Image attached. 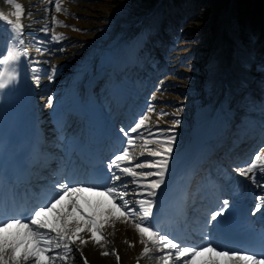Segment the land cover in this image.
<instances>
[{"label":"bare ground","instance_id":"1","mask_svg":"<svg viewBox=\"0 0 264 264\" xmlns=\"http://www.w3.org/2000/svg\"><path fill=\"white\" fill-rule=\"evenodd\" d=\"M60 1V0H59ZM58 1V2H59ZM51 0H13L12 4H8L7 0H0V13H2L5 16H8L10 20L15 23L16 17H15V4L19 3L22 5L24 9V14L28 11V9H32L31 14L32 17L30 18V22L34 23V25L38 28V30H41L45 26H47V32L42 31L40 35L36 36L34 33H29L26 30V27L24 29L25 33V40L28 44L27 51L30 54L27 57H21V60L19 62V68L25 69L23 73L27 76V78L35 83L39 88L42 90H45V92H49V94H52L51 97H54L53 91L57 87V79L51 81L52 77L55 76V74L60 70L61 65L66 66H72L76 65L78 62V58L76 57V53L81 48V44L88 45L92 42H97L99 40V36L102 35V33L92 30L90 34H87L83 37L73 35L70 30V20L73 19L75 16H80L81 14H86L87 11L76 12L75 5L77 4V0H61L59 2L61 6V11L65 12L63 16H59L58 13H56L53 17L52 12L50 9L51 6ZM126 4L132 5L137 2V0H127L125 1ZM232 4H234V0H231ZM65 3V4H63ZM232 4L230 8L232 7ZM85 5H82L84 7ZM109 13V12H108ZM101 16V14L95 15V17ZM214 14H212V18H214ZM23 17V16H22ZM22 17L20 18V22L22 24H26L27 21L23 20ZM107 17H111L115 20L116 16L109 15ZM58 20L60 23L56 24V29H50L49 26H52V21ZM212 24H214V19H212ZM111 23V22H110ZM87 26H90L88 24H82ZM26 26V25H25ZM7 22L4 21L2 18H0V47H6L9 40V32L7 31ZM99 27V26H98ZM261 30L262 27L258 26ZM100 28V27H99ZM53 34V35H52ZM36 36V42H34L37 47L38 53L36 55H32L35 53H31L30 42L31 39L29 36ZM221 35H224L222 32ZM57 36L62 37L58 40H51V37ZM223 37H222V44L220 46H223ZM42 41V42H40ZM66 45H69L70 48L61 52L59 51L60 48L65 47ZM127 47L129 49L127 50ZM137 46L136 44H128L125 40L121 38H112L109 40L104 41L102 48L99 50L97 55L95 56V60L92 61V76H88L87 80L94 78L97 72H103L107 70L108 68L116 70L119 66V62L116 57H113V55L116 56L115 53L118 52L117 56H121L122 58H126L128 56L131 57V61H136V54H137ZM23 50V49H22ZM262 53H260V57L258 58V62L260 60H264V50L260 49ZM60 54L61 59L55 58L56 55ZM139 54V53H138ZM137 54V55H138ZM43 59H49L47 61L48 67H43L44 64ZM105 60H108V63H104ZM38 62V63H37ZM20 64L22 65L20 67ZM104 64V65H103ZM32 68L38 69L37 75H40L41 72H44L45 75L40 77L39 81L37 82L33 78V73L31 71ZM146 73V72H145ZM66 75H69L68 73H65ZM262 73H258V75H261ZM49 76H51V79H49ZM209 78L211 79L214 87L212 90L214 91L212 97L213 103L211 105H207L204 109H202L199 112L198 119L199 123L197 126H192L191 129L188 131V140L186 144L180 149V151L177 152H184L182 163H191L193 166V169H196L195 163L201 156H206L205 153L207 149H211V144L220 136L221 132V124H222V118L226 117L227 119H233L234 116L236 117V121L234 122L233 119V125L235 128L237 127V123L240 119L243 120V125L249 123V118L244 117L240 118L238 114H235V111L241 110L239 107L248 108L246 107V104L250 103V98L247 97L245 99L242 98L243 95H253L252 91L255 92V96L252 97V99L255 98V101H257L258 94L262 93L264 94L263 86H260L255 81H258V79H252L249 75V71L246 70V68H243L241 65L235 63L232 61V59L229 57V53H226L225 50L222 48L221 52L217 55L215 62L212 65V72L209 75ZM255 80V81H254ZM126 85H130L132 87L134 85L133 80H127ZM158 86V87H157ZM164 86V85H163ZM84 87V84L80 85V88ZM159 85L156 84V87H154V94L147 95L145 97V100L142 101L141 105V113L147 114L149 116V120L145 122V125L142 126L140 129H138L137 134L134 137V143L138 139H149V140H163L166 138L168 133H175L172 131H166L163 128V121L161 118L166 116L164 114V111L160 108L157 110V114L155 117H152L151 112H147V109L149 105L153 107V105L157 104L160 101V95L161 93H157L159 89ZM169 87V83H166L165 88ZM85 89V88H84ZM244 90H252L250 93L244 92ZM138 95V94H137ZM56 100L61 101L63 99L62 96H55ZM242 99V102L237 105V101ZM79 106V101L77 98L73 100V102L70 104V108H77ZM139 107V106H138ZM244 113L243 110H241ZM163 113L164 115H161ZM221 113V114H220ZM234 115V116H233ZM133 117V116H132ZM163 117V119H164ZM135 118V117H133ZM139 120V119H138ZM138 120H135L133 122V126L136 124ZM133 120L131 119V122ZM210 125V128L207 133L205 132H199V130H204L207 125ZM193 125V124H192ZM240 125V124H239ZM243 125H240L243 126ZM249 126L252 128L253 123H250ZM65 129V127H63ZM132 133V132H131ZM138 133H142V136H139ZM133 134V133H132ZM249 134V133H248ZM242 134L240 135H232L230 138L239 139ZM216 136V137H215ZM242 136H247V134H243ZM179 138V137H178ZM223 140L230 139L229 137L220 136ZM128 140V139H127ZM226 142V141H225ZM225 144V143H224ZM126 147H129L130 153L133 155L134 159L131 161H125L124 167H132L134 171L138 173H145L148 171H157L158 169H137L135 168V165L140 162H150L154 161L156 159H159V157H152L150 155L151 150H155L159 145L152 143V144H144L141 145L140 149H136L135 144L134 146H129L126 142ZM221 148L217 147L215 148L209 157L206 156V159L210 161L209 159L215 160L218 158L217 154L219 153V150ZM225 152H228V150H224ZM143 153V154H141ZM175 153V152H174ZM173 153V154H174ZM173 157L170 160L169 163V170L172 166ZM179 165L175 166V168H178ZM165 173V176L167 174ZM164 176V177H165ZM147 179L145 181H139L135 179L134 177H128L125 176L123 179V183L128 184V188L126 189L129 193L128 196L125 197V199H128L132 201L133 203L130 204V207H135L137 209V213L134 216L127 217V221L123 222L121 212L125 211L124 209L117 208V205L120 203L119 200H114L113 197H111L108 194H104L106 196V202H112L115 206H105L104 208L99 207L97 210V215L101 218V223L103 224V229L106 233V236L101 235L99 231L94 227L91 232L88 231V225H87V218L80 216L76 214L75 212L70 213L64 202L61 201L59 204L57 210L62 211L63 213L67 210L66 214L71 215V219L68 220V226L69 229H72L73 225L79 221L81 224L82 230L79 231V236L77 235L76 240H74V244L77 245V242L80 243L81 246V252H84L94 257V261L97 263V260L102 253L106 250V244L110 243L111 249L116 247L117 251L120 253V262L121 264H132L134 260L138 259L139 256L143 253V248L145 247L144 244L141 243V235L138 232L135 225L137 223H141L143 220L142 216V206L138 203L140 200H147L149 196L147 193L150 191L146 185L150 184L152 180L157 179V177H146ZM165 179V178H164ZM135 180L136 184L132 181ZM121 181H117L115 185L117 187L120 186L122 183ZM135 184V186H134ZM122 191L124 189H121ZM89 199H91L94 203H96L95 194H92L90 192L87 193ZM143 195V197H141ZM82 205H86L87 202L81 201ZM102 204V202H101ZM112 211V218H109L107 213L108 211ZM54 217L57 218L59 215L58 211H53ZM116 212L119 214L120 217H116ZM109 218V219H108ZM111 220L113 222L111 223ZM112 234V235H111ZM8 237V235H6ZM15 236H12L9 239L14 238ZM148 234L145 233L144 239L147 241ZM99 240V243L96 241ZM61 247L56 248L55 242H53V247L50 252H41L39 253V260L42 262V264H51V262H48L47 259H45L46 254L51 256L52 261L55 262V264H69L66 260L70 254L68 253L64 247L63 244L67 243L66 241L60 242ZM153 245L155 249L150 250L149 254L145 258L142 259L143 264H149V261H158L156 257L163 256L167 252H160L158 251L159 245L152 243L151 241H147V246ZM31 248H35L34 245L30 246ZM70 247V245H69ZM24 249H19L17 255L22 256ZM164 251V250H163ZM122 252V253H121ZM68 253V254H67ZM55 257V259H53ZM66 257V258H65ZM91 258V257H90ZM108 259V257H107ZM106 259V260H107ZM29 262L27 264H35V260L33 258L28 259ZM92 260V258H91ZM114 260V259H113ZM174 262H177L175 258L172 259ZM93 261V262H94ZM146 262V263H145ZM24 261H22V264ZM11 264V262H10ZM98 264V263H97ZM151 264V263H150ZM158 264H163L162 261ZM194 264H207L206 262H202L200 260V256L195 257Z\"/></svg>","mask_w":264,"mask_h":264},{"label":"snow or ice","instance_id":"2","mask_svg":"<svg viewBox=\"0 0 264 264\" xmlns=\"http://www.w3.org/2000/svg\"><path fill=\"white\" fill-rule=\"evenodd\" d=\"M7 3L12 4L13 0H7ZM55 10L57 12L61 11V6L59 3L55 4ZM23 15L24 9L19 3L15 4V23H13V21L10 20L8 16L0 13V18L7 22V31L9 32L6 55L0 57V65L2 66H18L21 57H27L29 55L27 51L28 44L26 43L24 33L26 26L20 22V18ZM28 15H31V13L29 12ZM57 23L60 22L57 21ZM28 27H30V25H28ZM41 30L47 32V26ZM61 38L62 37L57 36L52 37L53 40H58ZM31 71L33 73V78L38 82L40 79L39 75L36 74L38 69L32 68ZM17 79L18 76L16 71L9 73L7 68H5V71L0 72V89L6 88L10 83L16 81ZM49 79H51V76H49ZM49 100L51 102V98H49ZM152 111L153 107L149 105L147 112ZM161 115L164 114L161 113ZM147 120H149V116L147 114L142 115L136 124L130 129V132L137 133L138 129L144 126ZM175 123L178 124L179 121H176ZM120 131L123 132L125 136H128L127 144L129 146H134V138L129 135V132H126L123 128L120 129ZM138 135L142 136L143 134L138 133ZM175 141V135H170L163 140L144 139L145 144L155 143L160 146L157 149L150 151V155L152 157H159V159L150 162L137 163L135 168L158 169L157 171L138 173L134 171L132 167L122 168V162L131 161L134 159L133 155L129 151V147H124L108 165L109 171L115 167L121 174L112 172L109 178L110 181L113 182L112 186H103L102 191L104 194H108L113 197L114 200L120 201V203L117 205V208L125 210L121 212V215L124 216L125 219H127L129 216L136 215L137 209L135 207H130V204L133 202L125 199L129 193L126 190L128 188V184L122 182L124 177H157V179L152 180L150 184L146 185V187L151 189L147 195L149 197L156 196L155 190L159 189L164 183L165 173L169 170V163L172 159ZM237 171L241 176L245 177H248V174L251 173L252 175L250 179L252 183L259 184L260 179L264 178V157L260 156L259 154L255 155L246 166L238 168ZM116 181L122 182L119 187L115 185L114 182ZM132 182L136 183L135 180ZM260 186L264 187V185ZM101 187L102 186L95 185L85 188L83 186H69L67 184L61 183L58 185L60 193L54 196L48 203L38 205L26 218L19 216L3 218L2 213H0V264H10V262L11 264H22V261H27L29 258H33L35 260V264H42V262L39 260V253L50 252L53 247V242H55L56 248H60V241L62 240L68 241V243L63 244V247L70 252L71 248L69 247V244L73 242L71 240V236L75 234V232L70 230L68 226L67 216L70 215V213L66 215L62 211L57 210L56 205L60 204L65 196H71L77 193H83L85 191H100ZM121 189L124 190L122 191ZM138 203L142 206L143 220L141 223H137L135 227L141 235V243L145 245L142 255L149 254L150 249L147 246V241H151L152 243L159 245L158 251L160 252H163L164 249L170 250L164 256L156 257L157 259H162L164 264H169V261L173 258L179 261L180 264H194L195 257L200 256L205 252L214 254V256L209 257L207 264H221V259L219 258H226V264H264V239H262L261 245L258 249L253 247L237 249L222 247L220 245L213 246V242L209 240L207 236L204 237L205 243L197 245L186 244L183 241L177 240L175 237L170 238L168 234H163L159 229H155L151 224L149 218L153 217L152 209L155 204L154 200H140ZM222 204L223 206H227L229 201L224 200ZM73 207L77 209L81 208L80 204L76 201H73ZM260 209L261 205L257 204L255 206L253 215H255V212H259ZM53 211L59 212L55 223L50 224L46 220L42 219L47 213ZM223 212L224 208L222 207L220 210L210 214L209 222L216 220L217 217L223 215ZM107 215L109 218H112V211L109 210ZM25 220L27 222H25ZM87 225L89 232H91L94 227L97 228V230L103 227L102 223L97 222L95 215L88 217ZM13 227L25 229L26 231L23 233L17 232L14 238L9 239L7 236H5V233ZM80 227L81 224L79 221L73 225V229L76 231H78ZM50 233H55V235L51 236ZM145 233L148 234L147 241L144 239ZM33 242L36 244L35 248L30 247ZM96 242L99 243V240ZM21 247L24 248V251L22 256H18L17 253ZM102 254L108 255L107 252ZM53 259H55V257H53ZM117 259H119L118 256Z\"/></svg>","mask_w":264,"mask_h":264},{"label":"rangeland","instance_id":"3","mask_svg":"<svg viewBox=\"0 0 264 264\" xmlns=\"http://www.w3.org/2000/svg\"><path fill=\"white\" fill-rule=\"evenodd\" d=\"M125 1L127 0H77V4L75 5L76 12L73 13L87 12L86 14L83 13L77 16L78 20H76L75 23L79 28L76 25L73 27V30L81 29L83 33L79 34L71 31L72 34L83 37L91 33L89 30V28H91L92 30L102 33V35L99 36L98 43L96 42L97 44H95V42L88 45L84 43L81 44L82 50H80L78 54L79 56L83 55V57L80 59V63L77 66L72 65L74 67L67 66L69 68L72 67L73 73L70 77L71 82L63 83L67 90L77 89L79 86L78 82L85 79L86 75L84 74L87 70H83L84 67H82V65H86V63L90 64V61H84L87 58L94 59L95 54L102 48L104 41L112 38L127 37L131 32L130 29L133 24L139 20L140 16L144 14L147 8L155 7V4L159 0H137V2L132 5L126 4ZM166 1L167 0H165L164 3H166ZM190 1L191 3L188 2L189 4L187 7L189 8V15L187 17L185 16V21L177 29L178 32H176L175 36H172L175 41L173 42V48L168 52V56H166L167 58L158 54L156 57L159 58V60L157 61L155 59L153 62L154 65L148 64V68L151 67L155 69L154 66L157 67L158 64H162L163 69H166L165 74H161L158 80L161 85L157 93H161V100L154 106L153 116L156 114L157 108H166L167 115L164 121V128H166L167 131L175 132L168 133L169 135H167H175V142L180 145L186 143L185 138L188 137L191 124H193V122L195 123L194 119L198 117L199 112L206 107L208 103L212 104L213 102L210 98V101L205 100L209 97L206 93L213 92V83L209 75L212 72V65L222 48L226 53H229V57L232 61L241 65L243 68H250L251 72H257L251 69L248 55L254 54L253 56H255V51H257L263 42L257 35V32L251 30L249 39H247L251 47L250 50H252L251 54H246L240 48L236 40H234L235 33L233 34V32L236 31V25L232 21L231 10H229L231 0L228 3L225 14L222 12L216 13L217 9H220L219 0H214V2H208L206 0L205 2H200L201 4L194 0ZM82 5L85 6L82 7ZM232 6L234 7L233 4ZM180 7L181 6H177L178 9ZM157 9L158 7H156V10ZM30 11H32V9H28L26 13ZM50 11L52 12V8ZM108 12L116 16L115 20L111 17H107L109 15ZM214 13H216V15L212 18V14ZM63 14H65L63 10L58 12L59 16H63ZM98 14H101V16L95 17V15ZM31 17L32 14L30 15V18ZM212 19H214V24H212ZM72 20H70L71 25H73ZM57 21L58 20L52 21L53 29H56ZM259 21L260 19L258 20V24ZM262 21L264 22V19ZM88 23L90 26L86 27L82 25ZM251 26H254L253 29H258L256 23ZM78 30L74 31L78 32ZM222 32L224 35H221ZM140 34L141 32H137L132 35L129 41L132 38H134V42L137 41L140 39ZM222 37L224 39L223 46L221 47ZM69 48L70 46L66 45L60 48L59 51L63 52ZM88 49L89 51H87ZM83 52H86V55L82 54ZM79 56L76 53L78 59L80 58ZM57 58L61 59L62 57L59 54ZM57 78H59V75ZM166 83H169L168 88H165ZM176 121H179V123L176 124ZM175 148L177 147H174V149ZM110 249L109 243L106 245L105 250L108 255H100L97 260L98 264H113ZM70 253L71 255L67 257L70 261L67 262L69 264H80L72 251H70L69 254ZM86 256L91 261V264H97L92 255H90L92 260L88 254H86ZM46 259L48 262H51V264H55L54 261L50 260V256H47Z\"/></svg>","mask_w":264,"mask_h":264},{"label":"trees","instance_id":"4","mask_svg":"<svg viewBox=\"0 0 264 264\" xmlns=\"http://www.w3.org/2000/svg\"><path fill=\"white\" fill-rule=\"evenodd\" d=\"M172 2H180L181 4H186L190 0H170ZM200 1V0H198ZM206 0H201L200 2H205ZM214 2V0H207ZM230 0H219L220 9H217L218 13L225 14L228 3ZM214 13V15H216ZM260 19L261 24L264 19V0H234V9L232 13V21L236 25V31L238 32V39L242 42L247 37L248 30L253 29L252 24L257 23ZM262 31L264 30V26Z\"/></svg>","mask_w":264,"mask_h":264}]
</instances>
